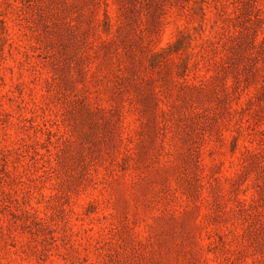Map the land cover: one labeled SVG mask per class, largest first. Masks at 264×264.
Masks as SVG:
<instances>
[{
	"label": "rangeland",
	"instance_id": "374dc122",
	"mask_svg": "<svg viewBox=\"0 0 264 264\" xmlns=\"http://www.w3.org/2000/svg\"><path fill=\"white\" fill-rule=\"evenodd\" d=\"M0 264H264V0H0Z\"/></svg>",
	"mask_w": 264,
	"mask_h": 264
},
{
	"label": "trees",
	"instance_id": "16d2710c",
	"mask_svg": "<svg viewBox=\"0 0 264 264\" xmlns=\"http://www.w3.org/2000/svg\"><path fill=\"white\" fill-rule=\"evenodd\" d=\"M175 45H176V44H175ZM175 45H174V46H175Z\"/></svg>",
	"mask_w": 264,
	"mask_h": 264
}]
</instances>
